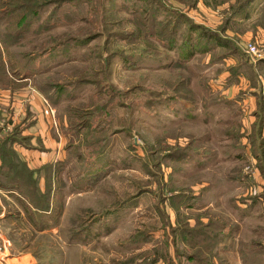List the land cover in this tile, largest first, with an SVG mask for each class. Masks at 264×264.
Wrapping results in <instances>:
<instances>
[{
  "label": "rangeland",
  "instance_id": "1",
  "mask_svg": "<svg viewBox=\"0 0 264 264\" xmlns=\"http://www.w3.org/2000/svg\"><path fill=\"white\" fill-rule=\"evenodd\" d=\"M0 41L6 74L29 79L66 140L35 183L11 152L2 160L12 254L264 264V95L254 100L245 67L225 80L232 64L220 61L237 46L260 65L254 84L264 78V0H0Z\"/></svg>",
  "mask_w": 264,
  "mask_h": 264
},
{
  "label": "crops",
  "instance_id": "2",
  "mask_svg": "<svg viewBox=\"0 0 264 264\" xmlns=\"http://www.w3.org/2000/svg\"><path fill=\"white\" fill-rule=\"evenodd\" d=\"M256 33L258 34V32ZM236 49L238 52L234 51L228 57H221V62L226 61L232 64L228 67L225 80H234L235 82V77L239 78V71L242 67H245L247 71L245 81L251 95L256 100L257 93L264 95V78L258 73L255 77L257 84H254L253 75L257 72H255L256 65L254 61L252 59L249 61L243 60L237 46ZM13 63L14 61L7 56L6 49L0 43V68L2 69L0 79H3L0 83H9V85L0 88V116L4 118L1 119L0 117V134L13 132L12 135L6 138V148L0 146V151L2 150L0 152V165L4 166L3 159L8 157V153L11 152L17 157L15 162L21 164L27 170L26 172H29L32 179H40L42 170H45V173L48 174V167L64 160L66 140L59 132L60 121L55 116L54 108L49 105L35 87L33 88L30 83L27 84L29 79L23 76L15 79L6 74L5 68ZM256 67L259 68L260 65ZM229 102L237 105L235 102ZM256 105L253 108V110L256 109L254 117L258 113ZM259 109L263 110L261 107ZM253 120L252 116L250 126ZM5 122L6 124H4ZM262 129L264 131V124ZM6 168L8 169L5 173L6 177L10 176V171L13 173L15 171L13 166ZM7 240L10 243L9 248L6 250L8 257L0 261V264H36L38 262V257L28 251L12 254L10 251L11 241Z\"/></svg>",
  "mask_w": 264,
  "mask_h": 264
},
{
  "label": "built area",
  "instance_id": "3",
  "mask_svg": "<svg viewBox=\"0 0 264 264\" xmlns=\"http://www.w3.org/2000/svg\"><path fill=\"white\" fill-rule=\"evenodd\" d=\"M245 48L252 57L254 56L261 58L263 56V53L253 42H248L245 45ZM9 246H10L9 241L1 235V226H0V261H3L5 258L8 257V252H6V250L9 248Z\"/></svg>",
  "mask_w": 264,
  "mask_h": 264
},
{
  "label": "trees",
  "instance_id": "4",
  "mask_svg": "<svg viewBox=\"0 0 264 264\" xmlns=\"http://www.w3.org/2000/svg\"><path fill=\"white\" fill-rule=\"evenodd\" d=\"M21 30H23V29H21ZM15 31V30H14ZM13 31V32H14ZM18 32V31H17ZM16 32V33H17ZM19 32H21V31H19ZM12 34V31H9L7 34ZM10 34V35H11ZM1 39H2V37H1ZM2 42H3V40H2ZM2 42L0 41V43L2 44ZM189 54H191V53H189ZM260 61H262V60H260ZM0 66H1V64H0ZM1 74H2V69L0 68V76H1ZM12 160L10 161V165L11 166H13V164H12ZM14 163V162H13ZM16 163V162H15ZM16 164H18V163H16ZM16 164L13 166V168H14V170H17L18 171V167L16 168ZM19 165V164H18ZM22 166V165H21ZM22 169H23V172H22V170H21V174H25V178H27V180L29 181V182H33V183H35L34 182V179H32V177H30V174H29V172H25V171H27L26 169H25V171H24V168L22 167ZM47 170H49V172H48V174H50L52 171H53V166H50V167H48V169ZM17 171H14V174H15V176H17ZM47 174V175H48ZM0 185H2V186H4L1 182H0ZM14 187V186H13ZM43 194H45V195H48L47 193H45V191L44 192H42L41 193V195H43ZM40 216V215H39ZM41 217V216H40ZM43 229H45V227L44 226H42V230Z\"/></svg>",
  "mask_w": 264,
  "mask_h": 264
}]
</instances>
